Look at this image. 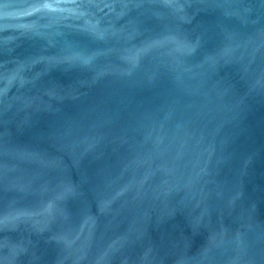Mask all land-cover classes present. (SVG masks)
<instances>
[{"label": "water", "instance_id": "95a60500", "mask_svg": "<svg viewBox=\"0 0 264 264\" xmlns=\"http://www.w3.org/2000/svg\"><path fill=\"white\" fill-rule=\"evenodd\" d=\"M0 264H264V0H0Z\"/></svg>", "mask_w": 264, "mask_h": 264}]
</instances>
